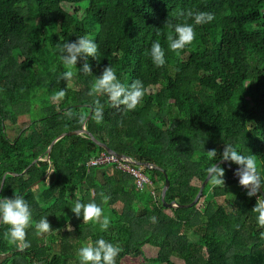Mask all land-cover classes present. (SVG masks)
<instances>
[{"label":"trees","instance_id":"trees-1","mask_svg":"<svg viewBox=\"0 0 264 264\" xmlns=\"http://www.w3.org/2000/svg\"><path fill=\"white\" fill-rule=\"evenodd\" d=\"M65 4H86L85 16ZM188 10L215 19L196 25L195 40L177 54L168 49L174 30L165 24L194 23ZM78 36L97 42L99 61L89 58L91 75L78 61L66 95L55 102L67 86L59 79L66 70L60 46ZM157 40L166 53L160 67L150 57ZM110 63L123 85L140 79L145 94L132 111L98 97L104 118L97 123L88 92ZM85 127L114 153L157 166L145 168L152 184L138 189L134 175L115 163L91 165L112 152L87 133L69 134ZM226 143L254 155L264 177V0H0V199L24 196L33 223L24 251L8 244L1 224L0 264H79L77 250L100 238L122 247L117 264H177L173 257L184 264H264V228L252 211L261 194L249 197L233 179L239 165H220L225 187L209 182L200 202L186 207L207 168L222 161ZM212 149L216 161L207 156ZM158 168L170 181L167 203L179 207H164L166 176ZM100 192L111 197L107 204ZM77 198L101 204L110 218L106 231L76 217L70 204ZM47 216L53 230L37 235L35 223ZM146 245L158 250L156 258L145 255Z\"/></svg>","mask_w":264,"mask_h":264},{"label":"clouds","instance_id":"clouds-1","mask_svg":"<svg viewBox=\"0 0 264 264\" xmlns=\"http://www.w3.org/2000/svg\"><path fill=\"white\" fill-rule=\"evenodd\" d=\"M185 15V13H181ZM186 16L194 21V23H176L171 24L168 20L165 25L173 28L174 34L167 35L168 49L179 54L186 46L190 45L196 38L195 26L211 23L215 19L214 13L206 11L188 10ZM61 59L65 67V71L60 75L59 79L66 81L67 86L58 91L54 99H62L66 95V88L70 86L69 82L74 77V66L78 61L82 60L83 65L80 70L86 74L93 73L92 66L88 62L89 58L98 59V44L89 36H78L74 41H68L60 46ZM150 57L152 62L157 66H163L166 63L165 49L159 40L154 41L150 49ZM145 94L144 84L140 79L134 80L129 86L123 85L117 77L115 69L111 63L104 67L102 74L97 75L91 83L88 95L93 97V119L100 123L104 118V105L98 97L106 95L108 102L114 108L123 107L126 111H132L140 104ZM69 118L72 113H67ZM87 119L85 113H80L79 122L84 124ZM208 158H217V150L207 151ZM223 161H231L239 167L235 170V175L239 177V184L246 188L249 197L256 196L261 186H264V177L260 175L257 161L254 155H244L237 150L232 144L226 143L222 153ZM209 182L213 186L225 187V168L214 165L207 168ZM102 204H107L111 199L104 192L99 193ZM264 195H260L256 205L252 209L257 213V223L260 228H264ZM71 211L77 218L83 217V224L96 223L100 225L102 231H106L110 224V218L104 215L101 204L92 200L84 203L80 199H76L70 204ZM58 216L60 214H57ZM155 219V218H153ZM0 224L7 225L8 230L4 232V239L10 245H15L18 250L24 251L31 247L30 242L26 239L27 230L33 226L32 210L24 196L15 193L13 197H4L0 199ZM37 235L50 233L53 228L47 217H41L34 225ZM68 230L72 231V227L68 225ZM264 238V232L260 233ZM123 251L119 245H114L104 238L97 239L94 243L89 242L85 246L77 250L79 264H117V257Z\"/></svg>","mask_w":264,"mask_h":264},{"label":"built area","instance_id":"built-area-1","mask_svg":"<svg viewBox=\"0 0 264 264\" xmlns=\"http://www.w3.org/2000/svg\"><path fill=\"white\" fill-rule=\"evenodd\" d=\"M104 163H115L119 169L123 170L124 172L133 174L134 177L136 178L138 189L145 188L146 184L148 185L152 184L150 177L145 172L146 166L139 165L131 156H126V155L122 156L114 152L112 153L104 152L100 157L93 158L90 161L91 165L104 164ZM233 179L236 180L239 184V177L237 175L234 174ZM239 186L243 191H248L240 184ZM152 194L155 195V192L153 191Z\"/></svg>","mask_w":264,"mask_h":264},{"label":"water","instance_id":"water-1","mask_svg":"<svg viewBox=\"0 0 264 264\" xmlns=\"http://www.w3.org/2000/svg\"><path fill=\"white\" fill-rule=\"evenodd\" d=\"M91 117H92V113L89 115V117H88V119H91ZM82 133H87L88 135H90L96 142H98L99 144H101L102 146H104L105 148H106V150H108L109 152H116V151H114L113 149H111L106 143H104V142H101L91 131H89L88 130V128L87 127H85L83 130H77V131H72V132H69V134H82ZM65 135H67V134H62V135H60L58 138H56V140L54 141V143L50 146V148H49V150H48V158H50L51 157V155H52V149H53V146H54V144L58 141V140H60L62 137H64ZM141 164H143V165H145V166H148V167H153V168H157V166H154V165H152V164H149V163H141ZM227 165L230 169H232V167L230 166V165H228V162L227 161H220V162H218L217 163V165L218 166H220V165ZM159 170H161L164 174H165V176H166V183H165V186H164V188L162 189V193H161V201H162V203H163V205H164V207H166V208H177V207H179L177 204H175V203H167V201H166V194H167V191H168V189H169V187H170V181H169V179H168V177H167V175H166V173L161 169V168H158ZM233 170V169H232ZM209 183V177L207 176V178L205 179V181L203 182V184L201 185V188H200V190H199V192H198V194H197V196H196V198H195V200L191 203V204H189V205H187L186 207H192V206H195V205H197L199 202H200V200H201V198L203 197V194H204V190H205V188H206V186H207V184ZM261 195H264V192H263V188H262V186H261V190H260V192H259ZM264 198V197H263ZM0 230H1V224H0Z\"/></svg>","mask_w":264,"mask_h":264},{"label":"rangeland","instance_id":"rangeland-1","mask_svg":"<svg viewBox=\"0 0 264 264\" xmlns=\"http://www.w3.org/2000/svg\"><path fill=\"white\" fill-rule=\"evenodd\" d=\"M64 7H65V9H66L67 11L72 12V13H74L76 7H81V8L83 9V10H82V13L79 15L81 18L85 16V11H86V9H87V5H86V4H83V5H81V6L71 5V4H65ZM151 88H152L151 91H157V90H159L160 86H159V85H158V86H152ZM41 96H42L41 93H38V94L36 95V98H37V105H38V106H41V103H42V98H41ZM248 99H249V96H247V100H248ZM53 101H55V102H60L61 99L56 100V99L53 98ZM27 121L30 122V119H29V118L21 119V125H24L25 122H27ZM9 125H10V127H11L12 124L9 123ZM11 132L14 133L13 130H11ZM207 196H208V194L206 195V197H207ZM219 201L222 203V202H224V199H219ZM109 214H110V217H112V216L114 217V214H113L112 211L109 212ZM144 251H145V255H146L148 258H156V257H157V252H158V250H157L156 248L150 246V245H146L145 248H144ZM172 260H173V262H175V263H177V264H184V261L181 260V259H179V258H177V257H173Z\"/></svg>","mask_w":264,"mask_h":264}]
</instances>
